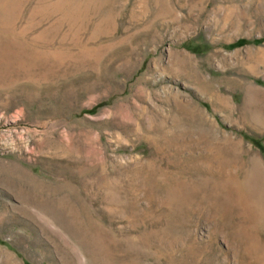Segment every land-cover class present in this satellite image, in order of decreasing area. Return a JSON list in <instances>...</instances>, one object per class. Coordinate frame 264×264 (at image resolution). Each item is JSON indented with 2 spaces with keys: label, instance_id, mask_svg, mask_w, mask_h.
<instances>
[{
  "label": "rangeland",
  "instance_id": "1",
  "mask_svg": "<svg viewBox=\"0 0 264 264\" xmlns=\"http://www.w3.org/2000/svg\"><path fill=\"white\" fill-rule=\"evenodd\" d=\"M0 264H264V0H0Z\"/></svg>",
  "mask_w": 264,
  "mask_h": 264
}]
</instances>
